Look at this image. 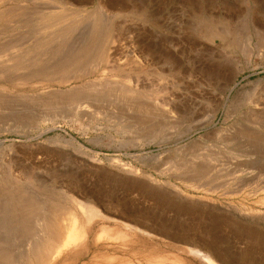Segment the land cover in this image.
I'll list each match as a JSON object with an SVG mask.
<instances>
[{
    "label": "rangeland",
    "instance_id": "1",
    "mask_svg": "<svg viewBox=\"0 0 264 264\" xmlns=\"http://www.w3.org/2000/svg\"><path fill=\"white\" fill-rule=\"evenodd\" d=\"M0 101V195L44 196L30 234L0 206L1 264H264V0H0Z\"/></svg>",
    "mask_w": 264,
    "mask_h": 264
},
{
    "label": "bare ground",
    "instance_id": "2",
    "mask_svg": "<svg viewBox=\"0 0 264 264\" xmlns=\"http://www.w3.org/2000/svg\"><path fill=\"white\" fill-rule=\"evenodd\" d=\"M241 14V13H240ZM68 16H69V13H66V12H62V11H60V12H50V14L48 15V20H50L51 22H55L56 24L57 23H61V21H63V20H65V19H67L68 18ZM49 22V21H48ZM47 22V23H48ZM224 23V22H223ZM230 23V22H229ZM240 24V23H239ZM219 25V24H218ZM221 25H223V24H221ZM221 29V30H220ZM219 30V32H218V34L217 35H214L212 32H208V34L209 35H213L212 37L213 38H215V39H219V38H221V39H225V35L223 34V32L225 31H227V30H225L223 27L222 28H220ZM233 30V29H232ZM255 30V29H254ZM257 32V31H256ZM212 33V34H211ZM259 33V32H258ZM228 34V33H227ZM102 39H99V36L98 37H94L93 36V38H90V39H88L87 40V42L85 41V43L84 44H82L77 50H75V51H73V53L70 55V56H68L65 60H63L61 63H59V64H57L56 66H54V67H52V69H53V71H55V72H64V71H66V70H68L69 68H73V66H75V65H77V64H81V63H83V64H85V63H87L88 61H90V60H93V59H95V58H98V59H101V56H102V54H103V52H104V48L102 49V47H98V45L100 44V43H102ZM95 45H97L96 47H95ZM92 46H94L95 47V49H97V50H93L92 49ZM105 46V45H104ZM93 47V48H94ZM26 60H24V59H20V60H17L16 62H15V64H14V67H20V65H22L24 62H25ZM34 77H35V79H38V80H40L41 79V69H40V71L39 72H37V73H35V75H34ZM2 101H4L3 99H2ZM0 103H1V101H0ZM9 181V180H8ZM5 182H6V180H5ZM9 182H11V181H9ZM35 183V182H34ZM40 183H42V182H40ZM43 184V183H42ZM2 185V184H1ZM11 185V184H10ZM16 185H18L17 183H16ZM7 186V185H6ZM13 186H14V184H13ZM2 187V186H1ZM8 187V186H7ZM15 188V187H14ZM41 188V190L39 191L40 192V194L42 195V197L43 198H37V197H34V196H32L33 194L32 193H29L32 189H30L29 190V192H27L25 189V191L24 190H15L14 192H13V190H8L7 192H5V190H4V195H0V206L2 207L3 206V208H5L6 209V212L4 211V213H6V215L10 218L9 219V222H11L12 223V226H13V228H14V230H15V232L14 233H17V232H20V233H17L18 235H22V231H24L25 230V233H26V231H27V229L29 228H27V223H29L28 222V219H30L29 218V214H32V212L35 210H40L41 209V211H42V213L44 214V196H43V187H40ZM1 191V190H0ZM32 192V191H31ZM1 194H3V193H1ZM41 195H39V196H41ZM54 199H56V198H54ZM51 200H53V199H51ZM58 199H56V200H54V201H56L55 203H54V201H52L53 202V204H52V209H51V211H52V219L50 220V222H51V227L49 228V227H47V225H49L50 224V222H49V224L47 223V224H45L46 226V228H48V232L46 233V234H48L49 233V235H50V237L51 238H54V239H56V238H58V230H57V228H56V224H58L59 222H61V221H63L65 218H68L69 220H68V222L69 223H67L68 225V227L66 228V231H65V236H64V239L63 240H61V244H64V246L65 245H67L68 244V242L70 241V240H72V239H74V238H76V237H78L79 236V233H80V226H81V228H83V230H84V228H86V225L85 226H82V225H79V222H78V214L77 213H75L70 207H68L66 204H64L63 202L61 203L59 200V202L57 201ZM50 204H51V202H50ZM81 204V203H80ZM81 206H82V211H83V213H84V220H85V222L87 223V225H89L90 224V222L94 219V217L96 216V215H99V214H97V210H96V208L93 206V205H91V204H89V203H82L81 204ZM51 208V207H50ZM37 212V211H36ZM50 212V211H49ZM36 214H38V212L36 213ZM33 215H34V213H33ZM1 216H3V215H1ZM42 216V215H41ZM51 216V215H50ZM31 217H33V216H31ZM40 218H42V217H40ZM103 218H105V217H103ZM102 218V219H103ZM6 219V218H5ZM101 219V220H102ZM3 220H4V218H3ZM38 220V219H37ZM41 220V219H40ZM42 225H40V226H42V228H39L40 230L42 229V233L44 234V217L42 218ZM2 221V220H1ZM46 221V220H45ZM48 221V220H47ZM4 222V221H3ZM35 222H37V221H35ZM84 222V223H85ZM40 223V222H39ZM3 224V223H2ZM60 224V223H59ZM29 225H30V223H29ZM61 225V224H60ZM62 226V225H61ZM64 227V226H63ZM59 228H61V227H59ZM1 229V228H0ZM1 230H3V229H1ZM31 230V229H30ZM47 230V229H46ZM62 230V229H61ZM59 231V234H60V232H62V231ZM64 230V229H63ZM82 231V230H81ZM28 232V231H27ZM30 232V231H29ZM28 232V233H29ZM33 231L31 230V234H33L32 233ZM27 233V234H28ZM9 234V233H8ZM30 234V233H29ZM34 234H35V231H34ZM12 236V235H11ZM24 236H25V234H24ZM29 236V235H28ZM7 237V236H6ZM13 237V236H12ZM60 237V236H59ZM63 238V237H62ZM61 238V239H62ZM11 239V238H10ZM13 240V239H12ZM21 240V239H20ZM36 240V239H35ZM39 240V239H38ZM9 241V240H8ZM7 241V242H8ZM19 241V240H18ZM24 241V240H23ZM30 241V240H29ZM33 241V240H32ZM40 241H44V236H43V239L42 240H40ZM13 242H14V240H13ZM31 242V241H30ZM35 242V241H34ZM34 242H31V243H34ZM58 242V241H57ZM56 242V243H57ZM9 243V242H8ZM26 243V242H25ZM50 244V243H49ZM26 245H28V244H26ZM60 245V244H59ZM20 246V245H19ZM23 246V245H22ZM50 246V245H49ZM1 247H3V246H1ZM0 247V248H1ZM24 247V246H23ZM31 247V246H30ZM46 247V246H45ZM51 247H52V245H51ZM50 247V248H51ZM55 247H58L57 245L56 246H54L53 248H54V250L55 251H57V248L55 249ZM47 248V247H46ZM5 249V248H4ZM48 249V248H47ZM46 249V250H47ZM2 250V249H1ZM9 250H11V249H9ZM9 250H7L6 252H8ZM58 250H59V248H58ZM20 251V250H19ZM49 251H50V249H49ZM54 251V252H55ZM4 252V251H3ZM3 252L1 253V255L3 254ZM6 252L4 253V254H6ZM24 252H25V249H24ZM47 252V251H46ZM26 253H28V252H26ZM47 253H49V252H47ZM8 254V253H7ZM6 254V255H7ZM13 254V253H12ZM15 254H17V253H15ZM19 254V253H18ZM17 254V255H18ZM21 254V253H20ZM23 254V253H22ZM21 254V255H22ZM46 253H45V249H44V243H42V244H39V246H37V245H34L33 247H31V250H30V254L28 253V255H25V256H23L22 257V259L21 260H19L18 258H15V257H17V255H13L14 256V259H15V263H17L16 261H18L19 263H17V264H45V256H48V255H45ZM51 254H53V253H51ZM54 255H55V253H54ZM53 255V256H54ZM3 256V255H2ZM49 256H50V254H49ZM5 257H7V256H5ZM11 256L9 255V258H10ZM0 258H1V256H0ZM3 258V257H2ZM9 258H7V259H9ZM21 258V257H20ZM49 258V257H48ZM6 259V260H7ZM16 259H18V260H16ZM13 260V259H12ZM1 261H3L2 259H1ZM9 261H11L10 259H9ZM8 261V262H9ZM12 263H13V261H11ZM11 262H10V264H11ZM4 263H7V261L6 262H4ZM14 263V264H15ZM1 264V263H0ZM9 264V263H8Z\"/></svg>",
    "mask_w": 264,
    "mask_h": 264
}]
</instances>
